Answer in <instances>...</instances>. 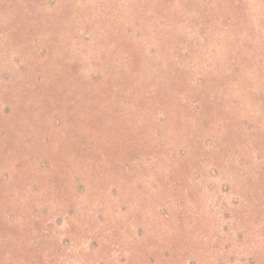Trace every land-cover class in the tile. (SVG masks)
I'll list each match as a JSON object with an SVG mask.
<instances>
[{
    "label": "rangeland",
    "instance_id": "374dc122",
    "mask_svg": "<svg viewBox=\"0 0 264 264\" xmlns=\"http://www.w3.org/2000/svg\"><path fill=\"white\" fill-rule=\"evenodd\" d=\"M0 264H264V0H0Z\"/></svg>",
    "mask_w": 264,
    "mask_h": 264
}]
</instances>
